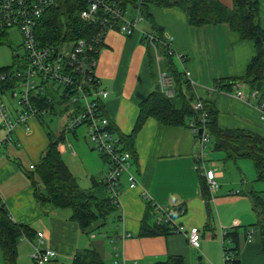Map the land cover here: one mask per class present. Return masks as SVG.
Returning a JSON list of instances; mask_svg holds the SVG:
<instances>
[{
	"label": "crops",
	"instance_id": "1",
	"mask_svg": "<svg viewBox=\"0 0 264 264\" xmlns=\"http://www.w3.org/2000/svg\"><path fill=\"white\" fill-rule=\"evenodd\" d=\"M219 1L229 8L232 5L231 0ZM256 1L259 5V23L264 29V0ZM148 10L162 33L171 35L174 50L185 56L183 72L184 68L189 71L195 82L194 86L189 85L194 100L209 99L218 110V127L250 130L264 136V122L259 118L258 102L256 104L255 96L248 88L242 89L245 98L235 97L233 86L229 90L212 91L215 82L245 72L254 53L252 44L249 41H234L227 23L194 27L187 24L184 13L177 7L149 5ZM127 13L129 17H134L135 9H129ZM139 27L151 29L149 24H139ZM173 60L177 68L180 64L174 57ZM164 63L165 58L159 63L161 70H167ZM157 69L154 51L152 48L149 51L142 42L138 30L127 36L117 30L108 31L96 74L101 86L108 91V97L102 100L103 113L118 133L130 135L134 132L140 104L158 88ZM58 90L56 86L46 88L44 96L51 102L48 107L50 111L46 114L55 111V93L61 100L62 92L59 94ZM43 116L30 119L26 126L19 124L12 133V141L2 145L0 197L14 221L28 224L35 232H43V246L58 254L47 264H72L76 254L85 249L98 250L102 264H154L172 256L180 257L183 264H223L222 230L226 231L230 248L228 233L234 230L239 232V264H264L259 230L253 226L257 220L256 214L250 198L244 193L253 188L252 181L241 176L237 181L234 179V187L227 185L221 188L224 172L213 163L208 165L205 162L206 167L217 170L220 183V189L213 194L214 198L211 200L209 195L206 200L201 189L203 176L196 169L198 135L191 133L188 125H163L152 117H147L135 132L132 171L138 183L131 188L127 174L122 175L117 229L113 235L103 237L110 238L117 256L115 258V254L106 253L103 249L105 240L99 239L95 232L89 234L81 229L71 219L72 211L69 208H57L51 202L41 203L35 195L33 181L41 186L36 168L52 138L64 134L59 151L75 177L76 170L84 165L77 159L79 151L90 157L79 129L64 132V120L61 126L55 127V137L45 128ZM69 134L73 135L72 140L68 139ZM4 135L0 121V140ZM86 169L85 177L91 180L90 186L93 178L103 179L106 174L95 177L91 168ZM40 191L47 196L43 186ZM144 193L150 196L151 202L145 199ZM153 204L173 207L178 213L184 210L183 214L177 216V221L185 228L196 226L200 229L199 250L190 247L183 233L139 236L144 222L154 223ZM248 230H252L250 237L247 236ZM124 232L131 236L122 240ZM34 246L35 243L30 240L18 243L17 264H37L31 258ZM0 264H6L1 248Z\"/></svg>",
	"mask_w": 264,
	"mask_h": 264
},
{
	"label": "trees",
	"instance_id": "2",
	"mask_svg": "<svg viewBox=\"0 0 264 264\" xmlns=\"http://www.w3.org/2000/svg\"><path fill=\"white\" fill-rule=\"evenodd\" d=\"M116 3L126 13L129 9L140 6V13L148 22L151 30L159 36L162 29L156 26L149 13L148 6L177 7L182 10L189 26L216 25L227 23L234 41H249L253 46V56L244 73L233 78L215 82V91L229 90L233 83L242 82L250 92L254 93L257 102H264V29L259 23V5L256 0H231V7L223 5L219 0H108ZM87 6L85 0H57L56 5L45 12L36 26V37L43 45L54 42H71L80 38H89L98 29V19L86 21L81 18V11ZM128 14V13H127ZM142 42L151 46L143 37ZM172 56H165V68L172 74L176 82L174 97H165L157 88L149 93L140 104L135 130L130 135L119 133L124 149L129 150L135 159V132L147 117L158 120L163 125H188L189 120H199V112L194 110L193 93L188 82L182 77L173 63ZM153 63V60H151ZM10 67L0 68V72L10 71ZM10 88L11 81L3 85ZM43 95V94H40ZM99 103L101 102L98 100ZM206 112V130L209 133L212 149L223 153L222 160L250 159L253 162L256 180L264 181V136L244 129H222L217 125L218 110L209 99L202 100ZM40 107H50L51 102L43 96ZM101 108L103 104L101 102ZM114 129V127L112 126ZM116 130V129H115ZM64 134L59 138H52L44 152L36 173L41 186L33 181L35 195L41 203L51 202L57 208H69L71 219L79 224L81 229L92 234L105 227L109 218H120L119 206L108 193L103 179L93 178L91 186L83 188L70 171L64 161L59 144ZM47 191L45 196L40 188ZM202 195L209 199V192L205 180H201ZM252 202V209L256 214L254 227L258 228L261 240V252L264 253V190L248 189L244 192ZM149 205V203H148ZM117 227V226H116ZM117 229V228H116ZM172 233L166 223L141 225L139 236L166 235ZM35 232L28 224L14 221L9 209L0 197V248L6 264H17V246L26 237L31 241L36 239ZM231 243L232 258L230 264H239L238 245L239 232L228 233ZM101 255L96 249L79 251L72 264H102ZM154 264H183L180 257L172 256L162 262Z\"/></svg>",
	"mask_w": 264,
	"mask_h": 264
},
{
	"label": "built area",
	"instance_id": "3",
	"mask_svg": "<svg viewBox=\"0 0 264 264\" xmlns=\"http://www.w3.org/2000/svg\"><path fill=\"white\" fill-rule=\"evenodd\" d=\"M85 1L87 6L81 11V18L86 21L98 19L97 31L89 38L43 45L37 39L35 29L38 21L49 8L56 5L57 0H0V37L6 39L10 29H18L22 35L24 49L23 55H16V63L12 67L9 66L10 71L0 72V121L5 131L0 140V151L4 143L12 141V133L19 124H27L31 117L43 116L50 111L48 107L43 108L38 104L48 86H58L62 88V99L66 101V106H71L65 119L64 132H72L83 125L86 126L94 148L108 162L109 168L103 181L108 193L119 206L122 175L127 174L131 188L138 182L132 171L133 154L124 149L119 133L112 128L110 119L101 108V102L103 98L108 97V91L101 86L96 68L106 35L109 30H117L126 36L135 30L140 32L141 37L154 51L158 66V89L167 98L174 97L176 82L169 71L160 69L159 63L165 56H172L183 66L185 56L174 50L170 34L162 33L159 36L154 30L139 27V24L146 23L140 13V6L135 8V16L129 17L114 2ZM143 1L138 2L140 4ZM183 75L190 86L195 85L190 72L185 68ZM10 81L11 90L10 88L5 90L3 85ZM232 86L235 97L245 98L242 90L245 85L242 82H235ZM212 91H215V88ZM10 96L16 104L13 111L8 108L6 101ZM192 107L201 112L199 123L194 120L188 122L190 132L199 138L196 169L203 176L212 200L213 194L220 189V183L217 180V170L208 168L205 164L207 157L205 148L210 139L206 130V112L200 99H195ZM258 110L259 118L264 122V102H258ZM200 129L202 131L199 134ZM144 197L152 201L147 193H144ZM153 208L156 223H166L172 233L185 234L190 247L199 250L200 229L196 226L185 228L177 221V216L183 214L184 210L178 213L173 207L165 208L158 204H153ZM251 232L252 230H248V237ZM130 236V233L124 232L121 239ZM24 240L29 239L25 237ZM32 242L35 246L31 258L37 264H47L58 257L56 251L43 246L45 245L43 232H37L36 239ZM221 242L223 264H230L232 254L225 230H222Z\"/></svg>",
	"mask_w": 264,
	"mask_h": 264
},
{
	"label": "rangeland",
	"instance_id": "4",
	"mask_svg": "<svg viewBox=\"0 0 264 264\" xmlns=\"http://www.w3.org/2000/svg\"><path fill=\"white\" fill-rule=\"evenodd\" d=\"M145 25H148V22H146ZM23 53L24 49L22 48V35L18 29H10L8 31L6 39L0 37V68L14 66V64L16 63V55H23ZM177 69L179 72H183V67L181 65H178ZM58 88V93L60 94L62 92V88ZM57 95L58 94L55 93V98L57 99L55 100L54 113H48L43 116V120L46 121L45 128L47 130H50V133H53L55 137H57L55 127L61 126L62 122L64 123V120L67 116V112L71 109V106H66V101L62 98L60 100V97L58 98ZM6 101L8 103V108L13 111L16 107L15 101L11 98V96L7 97ZM254 101L257 104L256 99H254ZM74 108H76V106H74ZM32 118L34 117H31L30 119ZM22 125L26 126L25 123H22ZM78 129L80 130V132H82V134H80V136H82V143L86 148L87 152L90 153V157H87L85 154L79 151L77 157V159L84 165H80V169L76 170V178L81 187L85 188L89 187L91 182V180L89 181L85 177V174L87 172L86 168H91L92 174H94L95 177H101L105 172H107L106 170L108 164L103 162L102 155L94 148V144L89 138L86 126L83 125ZM68 139L72 140L73 135L69 134ZM211 143L212 142L210 141L207 144V147L205 148V151L207 153L206 162L208 165H211L213 163V165L217 166L218 170H222L224 172V179L221 182V188H225L227 185L233 186L232 183L234 179L237 181L240 179L241 176H243L247 180L252 181L250 183L254 189L259 191L264 190V181L256 180L254 165L250 159H239L236 161L229 159L224 161L222 160L223 153L214 151L212 149ZM72 170L74 171V167ZM117 224L118 220L116 218H109L107 225L95 232L99 236V239L105 240V245L103 249H105L106 253H111L113 254V256L115 254V258L117 256L115 245L110 242V238L103 237H107V235H113L116 231ZM104 260L106 261L105 258Z\"/></svg>",
	"mask_w": 264,
	"mask_h": 264
},
{
	"label": "water",
	"instance_id": "5",
	"mask_svg": "<svg viewBox=\"0 0 264 264\" xmlns=\"http://www.w3.org/2000/svg\"><path fill=\"white\" fill-rule=\"evenodd\" d=\"M201 131H202V130L200 129V130L198 131V133L200 134V133H201Z\"/></svg>",
	"mask_w": 264,
	"mask_h": 264
}]
</instances>
